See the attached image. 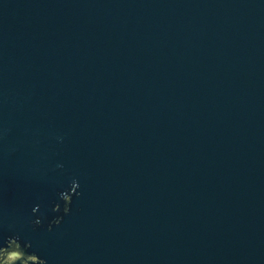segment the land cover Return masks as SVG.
<instances>
[{"label":"water","instance_id":"1","mask_svg":"<svg viewBox=\"0 0 264 264\" xmlns=\"http://www.w3.org/2000/svg\"><path fill=\"white\" fill-rule=\"evenodd\" d=\"M0 264H264V0H0Z\"/></svg>","mask_w":264,"mask_h":264}]
</instances>
